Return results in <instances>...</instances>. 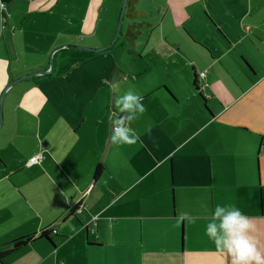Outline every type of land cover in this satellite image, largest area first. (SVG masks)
Wrapping results in <instances>:
<instances>
[{
  "label": "crops",
  "instance_id": "0c3cea01",
  "mask_svg": "<svg viewBox=\"0 0 264 264\" xmlns=\"http://www.w3.org/2000/svg\"><path fill=\"white\" fill-rule=\"evenodd\" d=\"M106 1L3 0L0 253L33 239L0 264H231L204 234L217 204L264 255V0H166L173 16L138 0L133 48L111 43ZM129 87L147 110L116 145Z\"/></svg>",
  "mask_w": 264,
  "mask_h": 264
},
{
  "label": "clouds",
  "instance_id": "9594fccd",
  "mask_svg": "<svg viewBox=\"0 0 264 264\" xmlns=\"http://www.w3.org/2000/svg\"><path fill=\"white\" fill-rule=\"evenodd\" d=\"M0 0V8H3ZM142 96L129 87L115 100V112L111 114L110 139L116 145H134L139 137L131 124L146 112ZM256 225L253 220L234 204H217L212 210V219L205 225L204 234L215 249L231 259V264H264L253 235Z\"/></svg>",
  "mask_w": 264,
  "mask_h": 264
},
{
  "label": "rangeland",
  "instance_id": "374dc122",
  "mask_svg": "<svg viewBox=\"0 0 264 264\" xmlns=\"http://www.w3.org/2000/svg\"><path fill=\"white\" fill-rule=\"evenodd\" d=\"M165 1L166 0H141L139 9L140 10H146V9L152 8V9H154L155 16L158 14V12H159L158 15L163 16L164 14H166L168 12V14L170 16H173L172 11L174 10V8H171L170 10H168V6L166 5ZM177 1L178 0H170L171 3L177 2ZM124 2H125V0H107L106 5L104 6L105 7L104 10L107 9V11H103L102 14H103V18L106 20V23L109 22V23L116 24V34H115V37L111 43L116 41V45H114V46H118V47L123 46L124 47L125 41H127L129 43L128 46H131L133 48V45L129 42L128 37H127V32H128L129 27H130V23H132V22H130V20L127 17L128 9L126 11L125 18H124V21L122 24L121 35L118 39L119 22H120V17H121L122 9L124 6ZM151 18H153V16ZM157 18H159V16ZM146 19H147V17H146ZM146 19L144 21H147L148 19H150V17L147 20ZM113 26H115V25H113ZM111 27H112V25H111ZM107 28H108V26H107ZM136 28H137L138 32L139 31H141V32L148 31L147 27L146 26L143 27L142 24H138ZM164 30H171V29H168L165 27ZM174 38H178V36H175ZM137 41H138V39H137ZM142 42H145V40L142 39ZM180 232H181V229H180ZM185 238H186V236H185Z\"/></svg>",
  "mask_w": 264,
  "mask_h": 264
},
{
  "label": "trees",
  "instance_id": "16d2710c",
  "mask_svg": "<svg viewBox=\"0 0 264 264\" xmlns=\"http://www.w3.org/2000/svg\"><path fill=\"white\" fill-rule=\"evenodd\" d=\"M137 2H138V0H129L128 8H127L128 9L127 17L130 20H135V19L143 18V13L138 12L136 10ZM136 27H137L136 25L130 26L129 29H128V32H127L128 40L133 45V47L136 46V42H137L138 35H139L138 34L139 32H138V30H137ZM197 82H198V80H195V86L196 87H197ZM197 89L199 90V87H197ZM102 172H103V169H102L101 166H99L97 168V170H96L95 176L98 177L99 175H101ZM76 210L77 209H74L72 212L75 213ZM41 237L48 239L52 243L51 239L49 238V231L45 230L42 233V236ZM32 239L33 238L28 237V238L19 239V240L14 241L12 243L13 244V247H12L11 250L0 253V261H2L3 258H5L6 256H8V255H10V254L18 251L19 249H21L22 247H24L25 245H27L29 242L32 241Z\"/></svg>",
  "mask_w": 264,
  "mask_h": 264
},
{
  "label": "water",
  "instance_id": "95a60500",
  "mask_svg": "<svg viewBox=\"0 0 264 264\" xmlns=\"http://www.w3.org/2000/svg\"><path fill=\"white\" fill-rule=\"evenodd\" d=\"M128 3H129V0H125L124 2V6H123V9H122V13H121V17H120V22H119V32H118V39L121 35V29H122V24H123V21H124V18H125V14H126V11H127V8H128ZM116 41L113 42V44L115 43ZM110 47V46H109ZM65 49H68V50H86V51H91V49H86V48H82V47H76V46H65L64 47ZM94 51H102V50H94ZM52 67V65H51ZM42 74H47V72H43ZM36 75H39L37 73L35 74H31L29 76H24L18 80H15V81H12L9 85V87L7 89H9L10 87H12L13 85L23 81V80H26L28 77H32V76H36ZM3 100H1L0 102V129L2 127V123H3Z\"/></svg>",
  "mask_w": 264,
  "mask_h": 264
},
{
  "label": "built area",
  "instance_id": "2783aa9c",
  "mask_svg": "<svg viewBox=\"0 0 264 264\" xmlns=\"http://www.w3.org/2000/svg\"><path fill=\"white\" fill-rule=\"evenodd\" d=\"M3 8H4V7H3ZM1 9H2V8H1ZM206 75H207V72H206V71H205V72H202V73L200 74L201 78H205ZM198 87H199V86H198ZM202 88H203V86L199 87V91H200ZM42 160H43V158H42L41 155H36V156H34V157L29 161V166H33V165H35V164H40V163L42 162ZM81 207H82V205H80L79 207H76V208H74V209H77V212H81ZM54 233H56V232H54Z\"/></svg>",
  "mask_w": 264,
  "mask_h": 264
}]
</instances>
